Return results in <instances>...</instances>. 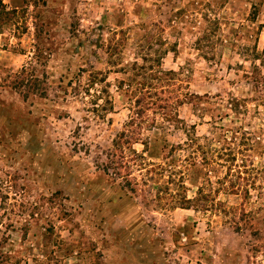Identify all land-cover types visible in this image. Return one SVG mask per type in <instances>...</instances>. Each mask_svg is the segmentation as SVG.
<instances>
[{
	"label": "rangeland",
	"instance_id": "rangeland-1",
	"mask_svg": "<svg viewBox=\"0 0 264 264\" xmlns=\"http://www.w3.org/2000/svg\"><path fill=\"white\" fill-rule=\"evenodd\" d=\"M3 2L18 12L0 27V250L14 256L5 264H264V192L214 193L208 164L190 168L210 138L239 126L250 137L239 162L264 169V0ZM207 31L213 47L198 49ZM150 42L178 78L159 97L199 98L176 110L185 130L156 125L140 135L149 151L120 149L133 103L120 80ZM107 98L112 109L94 110Z\"/></svg>",
	"mask_w": 264,
	"mask_h": 264
},
{
	"label": "trees",
	"instance_id": "trees-1",
	"mask_svg": "<svg viewBox=\"0 0 264 264\" xmlns=\"http://www.w3.org/2000/svg\"><path fill=\"white\" fill-rule=\"evenodd\" d=\"M17 13V9L9 10L3 0H0V27L8 24L12 19H15ZM209 21H211V19H209ZM215 24H217V22H215ZM205 39L208 46L213 47L212 32L207 31L197 40L196 44L198 49L205 45L204 42H202ZM149 44V52L143 56V62L141 64H139V62H135L132 66L131 72H127L130 73L128 77L120 80V87H124L133 99L131 108L132 115H130V118L125 124L123 130L119 132V135L116 139H114V146L120 149L125 145L131 146L134 143L142 142L145 147V151H149L150 137L142 139L140 135H142L143 129L150 130L155 128L156 125H161L162 128L174 126L175 128H182L185 130L186 124H184V121L179 118L176 110L186 101L192 102V100L199 98L197 94L188 92H186L183 96L177 95L175 102H172L169 97H159L161 93H171L169 85L171 82L175 84L174 81L178 80V78L175 77L177 72L162 69V52H159L157 49L154 50V53L152 54L151 51L153 50V45L151 42ZM261 53H264V50ZM255 55V58H258L259 52L256 49L254 50L252 56ZM253 67V71L250 75L252 81L256 82V84H261L263 76L260 74L259 66L254 64ZM97 79L98 78L96 76H92L89 81V86H93ZM105 102V104H99L96 102V108H94V110L105 113L112 109V100L107 98ZM228 105L230 110H232L235 114H239L242 112L244 103L236 97H231L228 101ZM154 109H156V111H153L151 112L152 114H150L149 111ZM157 110L160 111V117H158L159 114ZM187 134L188 136H191L189 132H187ZM247 134V132L240 131L239 126L233 128L232 130L225 129L222 135H216L209 139L211 142L210 153L203 151V154H205L202 158L203 160L197 161L199 159L198 156L193 155L191 157V171H194L195 167H198L197 162L203 165L208 164L207 171L209 174L213 173L216 177V182H211V188L213 187V184L219 185L217 189L214 190V193L219 192V190H228L229 193L232 194L242 193L243 196L248 199L252 194V189L257 190L258 188L261 190L259 191V194H263L264 183L262 182L257 186L256 182L259 178L264 180V169L258 168L257 166H254V164H246V159L244 157L241 158V162H239V154H243V152L248 149L245 148V150H243L240 146H248L250 144V137L247 136ZM213 141L222 142L224 147H214ZM193 142H197V138L193 137L188 139L186 144H188V146H193ZM166 144L167 143H165V145ZM198 145L200 146H197L196 150L202 148L201 144ZM175 148H177V145L172 146L171 152H174ZM113 155L117 157V154L115 155L113 153ZM113 162H115V160L111 161V163ZM116 162L119 166H122V162ZM220 169H224L222 176H220ZM116 173L119 174L120 172ZM200 193H202V190ZM206 196L209 197V195ZM185 201L190 203L192 200L186 199ZM9 258H14V256L8 252L0 250V264H5Z\"/></svg>",
	"mask_w": 264,
	"mask_h": 264
}]
</instances>
